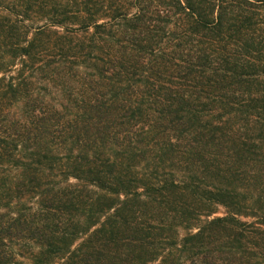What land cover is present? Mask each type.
<instances>
[{
    "label": "trees",
    "instance_id": "1",
    "mask_svg": "<svg viewBox=\"0 0 264 264\" xmlns=\"http://www.w3.org/2000/svg\"><path fill=\"white\" fill-rule=\"evenodd\" d=\"M0 264H264V0H0Z\"/></svg>",
    "mask_w": 264,
    "mask_h": 264
}]
</instances>
